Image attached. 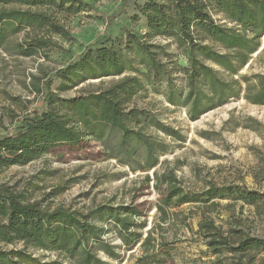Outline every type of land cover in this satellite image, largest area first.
<instances>
[{"label":"trees","instance_id":"1","mask_svg":"<svg viewBox=\"0 0 264 264\" xmlns=\"http://www.w3.org/2000/svg\"><path fill=\"white\" fill-rule=\"evenodd\" d=\"M86 7L81 0H0V48L9 35L23 33L15 45L18 55L31 57L51 50L57 46L56 37H70L61 21ZM138 9L146 23L143 40L127 34L121 45L108 43L105 36L97 47L87 46L77 59L57 71V88H74L88 80L118 79L70 99L49 98L47 110L26 118L14 133L0 138V170L26 165L58 144L94 139L108 147L109 138L118 134V142L107 150L109 158L128 167L134 164L133 171L153 170L151 179L144 177L145 184L152 182L157 195L151 225L147 228L145 220L138 221L141 214L137 207H98L82 216L27 203L22 195L0 186V244L20 242L24 246V250L10 251L0 247V264H44L26 251L29 247L56 251L69 264H106L97 252L119 259L114 246L102 239L104 228L92 221L112 222L121 248H137L129 256V264H166L180 231L181 235L189 232L203 240L206 250L202 253L209 264H256L253 252L264 251V239L247 234L240 225L224 229L209 215L218 205L216 199L232 197L257 207L264 203V194L212 183L199 190L186 186L174 169L165 161L159 162L166 153L165 144L145 131L151 125L172 138L178 137L177 132L155 121L149 111L131 105L144 89L143 80L155 81L167 71L160 60L164 54L153 51L161 47L150 43V39L161 37L184 47L183 103L191 121L240 98L264 106L263 75L233 77L248 64L251 55L260 54L264 0H144ZM216 16L221 18L216 20ZM223 21L235 26L227 27ZM131 51L134 57L128 56ZM220 71L230 77L222 78ZM168 83L164 96L174 106V97L181 90ZM58 101L60 105H54ZM58 107L65 111L60 114ZM183 205L202 209L196 230L187 222L189 216L176 210Z\"/></svg>","mask_w":264,"mask_h":264},{"label":"rangeland","instance_id":"2","mask_svg":"<svg viewBox=\"0 0 264 264\" xmlns=\"http://www.w3.org/2000/svg\"><path fill=\"white\" fill-rule=\"evenodd\" d=\"M81 1L87 6L86 9L66 15V19L61 21L70 37H56L55 48L39 51L31 57L20 56L15 45L22 40L23 33L9 35L0 48V138L14 133L26 118L47 110L51 98L70 99L87 90L96 91L106 87V83L118 79L88 80L74 88H57L60 84L57 71L77 59L87 46L97 47L103 43L101 41L105 36H108V43L121 45L127 34L143 40L146 23L138 7L142 6L144 0ZM220 18L215 17L216 20ZM225 24L227 27L235 26ZM258 42L260 54L251 55L248 64L233 76L235 79L264 76L263 36ZM150 43L161 47L162 50L153 51L164 54L160 60L167 71L155 81L143 80L144 89L137 93L131 105L149 111L155 121L178 134V137L172 138L151 125L147 126L146 134L166 146V153L159 162L165 161L168 167L174 169L176 176L194 190L212 183L216 186H238L264 194V106L251 105L240 98L191 121L187 115L188 107L183 103L185 87L181 68L186 66L184 47L176 45L173 39L161 37L150 39ZM128 56L134 57L135 52H129ZM220 72L222 78L230 77ZM166 77L169 83L181 90L174 97V106L164 96L168 83ZM100 82L104 84L100 86ZM54 105H60V102ZM58 108L60 114L65 111ZM117 142L118 134H113L108 147L94 139L55 145L26 165L1 169L0 186L22 195L27 203L36 202L49 210L62 208L82 216L98 207H137L141 214L138 221L145 220L148 228L155 214L157 195L152 182L145 184L144 177L148 175L151 179L153 170L133 171L134 164L128 167L109 158L107 150ZM214 202L218 205L209 215L216 225L224 229L229 225H240L247 234L264 239V203L254 207L232 197ZM199 208V205H183L176 210L189 216L187 222L196 230L195 223L202 213ZM92 222L104 228L106 234L102 239L114 246V251L120 257L117 260L108 259L97 252L102 261L106 264H129V256L137 252V248L132 251L121 248L112 222ZM182 232L174 245L173 256L166 264H209L208 257L202 253L206 250L203 240L189 232L181 235ZM0 247L7 251L24 250L20 242L5 246L0 244ZM26 251L44 264H69L56 251L30 247ZM253 255L256 264H264V251H255Z\"/></svg>","mask_w":264,"mask_h":264}]
</instances>
